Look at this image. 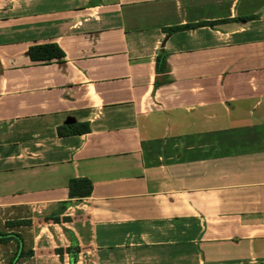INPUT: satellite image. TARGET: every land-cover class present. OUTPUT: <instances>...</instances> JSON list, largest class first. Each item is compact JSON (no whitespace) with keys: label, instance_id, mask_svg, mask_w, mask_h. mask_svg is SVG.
I'll return each mask as SVG.
<instances>
[{"label":"crops","instance_id":"0c3cea01","mask_svg":"<svg viewBox=\"0 0 264 264\" xmlns=\"http://www.w3.org/2000/svg\"><path fill=\"white\" fill-rule=\"evenodd\" d=\"M0 235V264H264V0H0Z\"/></svg>","mask_w":264,"mask_h":264},{"label":"trees","instance_id":"16d2710c","mask_svg":"<svg viewBox=\"0 0 264 264\" xmlns=\"http://www.w3.org/2000/svg\"><path fill=\"white\" fill-rule=\"evenodd\" d=\"M253 17H247L243 19L244 21L251 20ZM212 25L211 23H197L193 25H185L182 27H177L171 29V32H176L180 30H189L194 29L200 26ZM28 57L33 62L48 63L51 61H58L64 58V53L55 43H46L40 45H33L28 48ZM167 57L168 54L165 52L158 53L156 57V73L161 74L165 73L167 70ZM160 83L157 81L155 86H158ZM88 124H78L75 125L71 130H67L64 127L58 128V134L60 136L80 134L89 132ZM92 190V184L89 180L84 178H72L68 181V195L71 199L81 200L89 196ZM54 221L58 222V218H54ZM65 220H71L69 217H66ZM4 239L3 235H0V241Z\"/></svg>","mask_w":264,"mask_h":264}]
</instances>
